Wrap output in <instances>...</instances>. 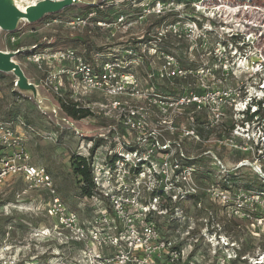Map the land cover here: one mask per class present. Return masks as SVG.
<instances>
[{"label":"rangeland","instance_id":"1","mask_svg":"<svg viewBox=\"0 0 264 264\" xmlns=\"http://www.w3.org/2000/svg\"><path fill=\"white\" fill-rule=\"evenodd\" d=\"M85 1L99 6L97 18L100 12L110 21L124 15L126 23L117 27L114 37L95 26H69L68 22L84 11L82 5L68 7L35 23L21 22L12 33L0 30V49L15 54L13 60L37 86V96L30 90L19 91L16 76L0 72L1 118L20 117L25 121L29 128L24 133L33 162L48 170L58 197L77 214L80 223L91 229L88 223L98 215L99 208L104 209V203L96 205L91 198L81 196L74 157L101 158L115 146L116 133L124 132L111 129V122L100 117L74 120L67 116L59 107V96L44 87L48 73L60 65L48 64L47 56L74 49L86 52L87 57L97 53L101 59L121 57L127 49L139 48L140 43L152 47L149 41L161 18H165L163 25L176 22L178 35L168 34L159 48H169L178 59H183L180 65L186 69L205 65L215 71L217 79L207 77L204 84L211 92H221L217 102L211 104H219L224 114L221 123L213 124L210 116L200 110L189 113L192 105L179 107L174 122L176 135L166 128L161 131V147L156 145L153 166L160 172L164 166L171 178L175 159L182 158L181 164L190 162L187 157L197 159L187 181L173 178L185 186L183 192L194 188L200 199L185 193L175 201L171 195L179 191L171 192L167 187L164 195L168 211L153 215L152 220L163 232L168 227L172 232L169 236H174L179 228L184 233L190 226L195 228L192 235L200 239L195 256L203 263L211 260L223 264L230 258L223 243L220 247L215 242L213 248L205 244L203 235L216 233L236 243L240 255L234 264H257L260 259L264 264V193H256L264 191V115L251 116L258 110L255 103L264 99V0H162L163 15L152 13L144 18L139 13L154 0ZM69 38H80L82 43H65ZM161 63L158 56L150 57L146 64L137 67L145 87L150 85L147 71ZM195 80L190 77L174 83L157 81L156 85L161 94L165 90H180L175 96L179 97L197 89ZM223 91L226 95H222ZM70 92L67 89L66 96L70 97ZM72 100L83 106L105 101L98 92L81 94ZM197 119L207 120L206 126L193 122ZM199 132L202 135L198 136ZM127 138L133 148L139 147L133 137ZM99 140L100 146L92 154L90 148ZM163 144L170 147L162 150ZM203 171L209 180L202 179ZM162 178L159 181L164 187L168 177L162 173ZM224 184L230 189L224 190ZM151 195L143 190L142 202L148 204ZM51 201L47 191L29 189L18 178L0 189V264H87L86 244L60 235L67 232L59 219L50 214Z\"/></svg>","mask_w":264,"mask_h":264},{"label":"built area","instance_id":"2","mask_svg":"<svg viewBox=\"0 0 264 264\" xmlns=\"http://www.w3.org/2000/svg\"><path fill=\"white\" fill-rule=\"evenodd\" d=\"M40 1L42 0H29L27 6L36 5ZM82 5L90 4L73 6ZM164 11L162 1L156 0L139 14L141 18L152 13L160 17ZM96 17L97 12L90 11L87 15H78L68 25L75 28L95 26L110 32L111 37H114L117 27L126 23L124 15L113 21H95ZM178 33L175 23L162 25L151 36L149 43L152 47L140 43L139 48L131 47L121 57L101 59L100 53L87 57L89 55H85L86 52L74 49L59 50L47 56L48 64H60L56 71L48 73L44 84L47 90L55 93L65 103H71L74 101L72 99L81 94L100 93L104 102L96 101L87 106L81 105L77 100L74 103L90 111L91 115L87 119L92 116L100 117L111 122V129L120 128L124 132L116 133L114 147L109 148L101 158L93 159L96 195L91 199L95 203L103 202L104 209L99 208L98 215L88 223L91 229H87L85 223H80L77 214L68 210L58 197L53 177L48 170L33 162L24 133L29 128L25 121L20 117L16 120H4L1 118L0 108V189L6 187L12 179L18 178L29 189L47 191L52 197L50 214L59 219L63 230L67 232L60 235L86 244L84 254L87 264H214L211 260L203 263L196 258V245L200 239L192 235L195 228L190 226L186 233L179 228L174 236H169L172 232L168 227L165 228L167 232H163L152 220L153 215L168 211L165 205L168 199L164 195L167 187H170L171 192L179 191L171 195L175 201L185 193L187 196L196 195L194 188L183 192L185 186L175 182L173 178L181 177L187 181V174L193 172L192 166H181L182 158H177L172 163L174 175L171 178L164 166L162 172L153 166L156 148L161 147V131L166 128L176 135L174 122L179 107L195 105L197 110L209 114L213 124L221 123L224 114L219 104H211L212 101L217 102L216 97L221 92H211L208 85L204 84L207 77L217 79L215 71L205 65L186 69L180 65L174 53L159 48L168 34ZM156 56L162 63L158 68L152 67L147 71L150 85L145 87L136 69L146 64L148 58ZM225 75L228 74H223ZM190 77L196 79L195 85L199 92L194 89L179 97L164 96L156 85L157 81L174 82ZM200 82L203 86L199 85ZM218 82L221 83L220 80ZM67 89L71 91L70 97L66 96ZM222 95H226V92L223 91ZM127 136L133 137L139 147L133 148ZM144 146L147 148L141 151ZM168 147L170 146L163 144L161 149L167 150ZM162 173L168 177L164 187L162 181H159L163 180ZM143 190L152 193L148 204L142 202ZM203 237L205 244L212 248L215 242H218L217 246L223 243L230 256L228 262L223 264H234L238 260L240 250L236 243L228 242V238L216 233H207ZM261 261L260 259L257 264H263Z\"/></svg>","mask_w":264,"mask_h":264},{"label":"trees","instance_id":"3","mask_svg":"<svg viewBox=\"0 0 264 264\" xmlns=\"http://www.w3.org/2000/svg\"><path fill=\"white\" fill-rule=\"evenodd\" d=\"M154 1H156V0H154ZM71 7H75V6H71ZM71 7H69V9ZM82 7L84 8V11H82L80 15H87L89 13V11H96V7H99V6L98 5H88V6H82ZM100 14L101 15L99 16V18L96 17L95 21H110V19L108 20L106 18V14L104 12H100ZM75 17H77V16H75ZM164 19H165L164 17L161 18L158 21L157 25L158 26L159 25L162 26L164 24ZM65 43H68L70 45H76L77 43H82V40L80 38H74V39L73 38H69L68 40H65ZM227 46H229V45L225 44V47H227ZM236 47H239V46H236ZM160 49L165 51V52H168V53H173V52H171L169 50V48H165V49L160 48ZM241 49L242 48H240V50ZM17 50H19V49L17 48ZM179 61L181 62V61H183V59L180 58ZM189 69H191V68H189ZM172 83H174V82H172ZM157 88H158V86H157ZM158 90H159V88H158ZM195 90L197 92H199V90H197V89H195ZM162 93H163L164 96H177L181 92H180V90H172V91L165 90V92H162ZM252 104H254V103H252ZM255 104H256L258 110L255 111L254 113H252L251 116L252 117H261L262 113L264 115V99H261V100L257 101ZM59 106H60L61 110L67 116H69L70 118H72L74 120H82V119H85V118H87V117H89L91 115L89 110L84 109L82 107H79V105L77 103H74V102L65 103L62 99H59ZM190 107H191L192 110L189 113H194L195 114L196 111H197L196 106L192 105ZM202 112L206 113V116H209V114L206 111H202ZM247 114H248V112H247ZM199 119H201V117ZM199 119H197L196 121H193V122H195L197 125H200V126H202V125L206 126L207 120H200L199 121ZM199 135H202V133L199 132L198 136ZM100 143H101V140H99L98 142H96L94 144V147L91 150L92 154H94L96 148H98L100 146ZM92 158H93L92 155L90 156V158H86V157H83V156H75L74 160H73L74 161V165H75L74 173L78 177V183H79V187H80L81 196L87 197V198H91L94 195H96V188H95V184H94V181H93V172H92V163H93ZM185 159H187V161H190V162H187L186 164H181L182 167L195 166L196 163H197V159L196 160H192L191 158H188V157L185 158ZM199 161H201V160H199ZM205 174H206V172H204L203 175L201 176L202 179L209 180V176L205 175ZM262 187L264 189V182L262 183ZM222 188L224 190H229L230 189L227 184H224L222 186ZM256 193H257V195L258 194L261 195V194L264 193V191H256ZM190 197H193V198H196V199H200L199 195H191Z\"/></svg>","mask_w":264,"mask_h":264},{"label":"water","instance_id":"4","mask_svg":"<svg viewBox=\"0 0 264 264\" xmlns=\"http://www.w3.org/2000/svg\"><path fill=\"white\" fill-rule=\"evenodd\" d=\"M6 1L0 0V30L9 33L15 32L22 20L35 23L48 15L57 14L75 4L87 3L93 5V3L85 0H42L36 5L27 6L23 10L18 5L19 0ZM14 55L0 49V72L13 73L17 78L16 87L19 91L21 89L30 90L34 96H37V86L29 81L21 66L13 60ZM39 103L41 104L42 101H39Z\"/></svg>","mask_w":264,"mask_h":264},{"label":"bare ground","instance_id":"5","mask_svg":"<svg viewBox=\"0 0 264 264\" xmlns=\"http://www.w3.org/2000/svg\"><path fill=\"white\" fill-rule=\"evenodd\" d=\"M18 2H19L18 3L19 7L24 10L27 7V4L29 3V0H19ZM23 21H26V20H22L21 22H23Z\"/></svg>","mask_w":264,"mask_h":264},{"label":"crops","instance_id":"6","mask_svg":"<svg viewBox=\"0 0 264 264\" xmlns=\"http://www.w3.org/2000/svg\"><path fill=\"white\" fill-rule=\"evenodd\" d=\"M17 118H15V119H11V120H16Z\"/></svg>","mask_w":264,"mask_h":264}]
</instances>
